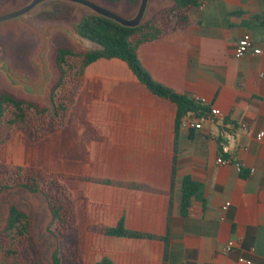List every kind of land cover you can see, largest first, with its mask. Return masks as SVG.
<instances>
[{
  "label": "crops",
  "instance_id": "0c3cea01",
  "mask_svg": "<svg viewBox=\"0 0 264 264\" xmlns=\"http://www.w3.org/2000/svg\"><path fill=\"white\" fill-rule=\"evenodd\" d=\"M197 1L188 25L141 42L137 54L154 79L205 97L221 117L176 132L174 102L123 60L100 57L85 67L64 124L20 145L22 164L53 173L73 197L79 264H264V0ZM245 33L261 52L236 57ZM185 176L200 188L182 213ZM120 220L152 237L98 230Z\"/></svg>",
  "mask_w": 264,
  "mask_h": 264
},
{
  "label": "trees",
  "instance_id": "16d2710c",
  "mask_svg": "<svg viewBox=\"0 0 264 264\" xmlns=\"http://www.w3.org/2000/svg\"><path fill=\"white\" fill-rule=\"evenodd\" d=\"M4 0H0V3ZM114 3L118 0H105ZM133 4L136 0H126ZM174 5L156 12L149 19L136 27H127L117 22L92 13H83L73 23L77 34L97 47L83 52H75L65 46H59L55 54V63L60 76L52 87L49 107L19 99L8 92H0V144L11 135L15 127H22L25 133L37 139L61 127L66 118L74 96L81 87L85 67L100 58L117 57L123 60L133 74L154 94L167 98L176 104L175 129L180 126L181 119L189 114H198L205 107L191 98L176 92L171 87L157 81L143 66L138 58L137 47L146 40L155 39L162 34L189 24L191 8L198 5L197 0H173ZM64 7V8H63ZM69 12L58 13L59 9ZM68 8V9H67ZM70 13L66 5L56 4L53 11H43L41 18L65 17ZM264 28V13L256 16ZM5 53L0 44V55ZM54 174L45 173L37 168L23 165L0 164V192L6 188L23 187L32 193H41L45 198L51 220L48 227L57 224L62 231L53 234L56 246L50 256V264H64V257L70 264H79L80 252L70 230L74 227L73 197L67 187ZM200 185L185 176L181 183V212L184 213L190 196L198 191ZM30 221L28 215L16 205H10L6 224L2 231L5 236L0 243V264H25L20 260L19 241L28 238ZM98 230L107 235L125 237H152L150 234L129 230L122 220L116 226H100ZM168 227L164 241H167ZM167 245L163 252V262L167 258ZM33 264H39L36 260ZM94 264H112L108 256H102Z\"/></svg>",
  "mask_w": 264,
  "mask_h": 264
},
{
  "label": "water",
  "instance_id": "95a60500",
  "mask_svg": "<svg viewBox=\"0 0 264 264\" xmlns=\"http://www.w3.org/2000/svg\"><path fill=\"white\" fill-rule=\"evenodd\" d=\"M47 2H53L54 7L56 4L68 6L70 16L40 18V12L54 10L48 7V10L40 11ZM173 5V0H136L133 4L126 0L114 3L105 0H15L3 4L0 6V41L12 33L14 39L26 43L29 48L25 64L20 67L14 65L12 53L8 50L0 56V84L26 98L23 100L48 101L47 106H50L49 94L60 76L55 54L63 45L56 47L58 38H66L74 47L84 48V51L95 48L91 46L92 41L81 37L73 27L83 13L105 17L122 26L136 27L159 10ZM69 18L74 19L72 23Z\"/></svg>",
  "mask_w": 264,
  "mask_h": 264
},
{
  "label": "rangeland",
  "instance_id": "374dc122",
  "mask_svg": "<svg viewBox=\"0 0 264 264\" xmlns=\"http://www.w3.org/2000/svg\"><path fill=\"white\" fill-rule=\"evenodd\" d=\"M14 1L15 0H4L0 3V6ZM48 7L54 9L53 2H47L42 5L40 11L48 10ZM63 8L59 9L58 13L69 12L68 10L64 11ZM67 16H70V14L68 13ZM69 19L70 23H72L74 20L73 18ZM0 44L4 45L5 51L8 50L12 53L13 62L16 67H20L21 65H23V63L25 64V56L27 49L29 48L26 43L14 39L12 33H10V36H7L6 39L0 41ZM59 45H63L78 53L84 51V48L74 47L66 38L63 37L58 38L56 47H58ZM91 46L97 47L96 44L93 43ZM4 55L5 53L1 54L0 56ZM0 92H9L18 98L26 99L16 91L9 89L7 86L2 84H0ZM32 100L39 107H49L47 106L48 101H40L34 99ZM41 137L34 139L32 136H30V134L25 133L22 127H15L11 135L7 137L3 143L0 144V164L34 167L45 173L53 174L51 172L44 171L43 169L36 166L22 164L23 161H21L24 148H21L20 145H22L25 140H29L33 143ZM57 179L59 180V178ZM60 182H62V180H60ZM10 204L16 205L20 209L25 211L30 221L28 227V238H21L18 244L20 251V260L25 264H33L35 260L39 262V264H49L51 252L56 246V238L53 234H59L62 229L55 223L48 227V225L50 224L51 215L45 198L41 193H32L23 187L15 186L13 188L3 189V191L0 192V243H3V241L7 242L2 231L4 230L6 224L8 207ZM63 262L64 264H70L68 258H66V256L64 257V254Z\"/></svg>",
  "mask_w": 264,
  "mask_h": 264
},
{
  "label": "built area",
  "instance_id": "2783aa9c",
  "mask_svg": "<svg viewBox=\"0 0 264 264\" xmlns=\"http://www.w3.org/2000/svg\"><path fill=\"white\" fill-rule=\"evenodd\" d=\"M198 7L201 8V5H199ZM251 47H253L252 37L250 34L245 33L237 41V44H236L235 50H234V55L236 57L243 56ZM253 52L254 53H260L261 49L253 47ZM191 99L193 101L199 103L201 106L205 107V109L200 111L198 114L189 113V114L185 115L181 119L180 126H182L184 128H188V129L200 130L203 127L205 122L210 121L214 118H219L222 116L220 109L215 107V106L209 105L208 101L205 97H202L199 95H194V96H192ZM263 134H264V132L260 131L257 134V137L260 138L263 136ZM221 149L223 152H228L229 146L227 144H222ZM228 161H229L228 159H224L222 156L216 157L217 163L221 164V163H225ZM243 166H244V164L241 162L235 163V167L238 171H240ZM252 171H253V168H250L249 172L252 173ZM226 205H227V203H226ZM224 250L229 251L230 246H226V248ZM240 260L246 261V263H250V260H247L244 258H240Z\"/></svg>",
  "mask_w": 264,
  "mask_h": 264
}]
</instances>
